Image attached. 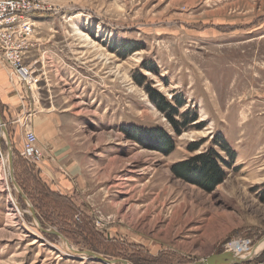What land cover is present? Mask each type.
Instances as JSON below:
<instances>
[{
	"label": "rangeland",
	"instance_id": "374dc122",
	"mask_svg": "<svg viewBox=\"0 0 264 264\" xmlns=\"http://www.w3.org/2000/svg\"><path fill=\"white\" fill-rule=\"evenodd\" d=\"M42 1L51 10L32 20L30 77H12L0 56V262L104 264L76 250L116 264H196L235 244L255 251L264 239V0ZM149 87L184 101L195 125L177 134ZM156 129L172 137L171 152L150 141ZM28 130L43 148L37 162L22 155ZM212 145L230 164L220 184L173 173ZM254 255L263 261L264 247Z\"/></svg>",
	"mask_w": 264,
	"mask_h": 264
},
{
	"label": "trees",
	"instance_id": "16d2710c",
	"mask_svg": "<svg viewBox=\"0 0 264 264\" xmlns=\"http://www.w3.org/2000/svg\"><path fill=\"white\" fill-rule=\"evenodd\" d=\"M144 76L139 79V84L144 83ZM148 93L150 100L154 105L165 115L167 120L171 123L177 134L182 132V127L195 125L198 120L197 113H191L189 110L181 112L180 109L185 105L184 101H176L174 104L170 102L162 93L158 90L149 87ZM179 117L182 118L178 119ZM152 137L150 141L156 146V149L162 150L166 153L171 152L175 143L172 137L161 129H156L154 131H146ZM136 134L132 135L134 139L141 142L143 141L142 130H137ZM203 143L196 142L189 146V150L195 152L199 150ZM220 148L222 151L226 152L234 158V151L226 143H221ZM223 164L230 165L228 161H225L223 157L219 154L216 147L213 145L208 148L207 151L198 153L188 160L177 163L173 166V173L183 180H189L206 189H211L214 185L220 184L225 178V172L222 168Z\"/></svg>",
	"mask_w": 264,
	"mask_h": 264
},
{
	"label": "built area",
	"instance_id": "2783aa9c",
	"mask_svg": "<svg viewBox=\"0 0 264 264\" xmlns=\"http://www.w3.org/2000/svg\"><path fill=\"white\" fill-rule=\"evenodd\" d=\"M50 10L42 0H0V56L6 62L10 75L20 81H26L31 73L30 67L24 64V58L30 45L29 35L33 31L32 20L35 15ZM22 155L36 162L43 157V148L33 130L26 131ZM243 264H264V260L251 258Z\"/></svg>",
	"mask_w": 264,
	"mask_h": 264
},
{
	"label": "water",
	"instance_id": "95a60500",
	"mask_svg": "<svg viewBox=\"0 0 264 264\" xmlns=\"http://www.w3.org/2000/svg\"><path fill=\"white\" fill-rule=\"evenodd\" d=\"M0 123H1L2 130L7 132L1 119H0ZM9 151H10V158H11V154H12L11 147H9ZM19 193L22 195L24 200L27 203H29L28 198L20 189H19ZM29 209H30L31 213L33 214V216H35V210L31 205H29ZM50 232H53L54 234L58 235L63 240V242H67L65 240V238L61 235V233H59L58 231L50 230ZM73 251L76 253L91 257L92 259H94L98 262L104 263V264H116V263L122 262L119 259H114V260L107 259L105 256L96 254V253L91 252V251H83V252L76 251V250H73ZM250 259H251L250 257L243 258L240 256H234L230 251H225V252H222L219 254H213V255L207 257L206 259L196 263V264H243V263H246L247 261H250ZM123 263L127 264V262H124V261H123Z\"/></svg>",
	"mask_w": 264,
	"mask_h": 264
},
{
	"label": "bare ground",
	"instance_id": "6f19581e",
	"mask_svg": "<svg viewBox=\"0 0 264 264\" xmlns=\"http://www.w3.org/2000/svg\"><path fill=\"white\" fill-rule=\"evenodd\" d=\"M2 133L6 135V132H5L4 130H2ZM5 160H8V162H7V164L9 165L8 168L11 169L10 156L8 157V159H5ZM3 163L6 164V162L1 161V164H3ZM2 167H3V166H2ZM10 169H8V170H10ZM11 170H12V169H11ZM11 170H10V179L12 178ZM17 210H18V211H21L19 208H18ZM35 223H37V221H36ZM37 224H38V223H37ZM37 227H38V226H37ZM64 245L66 246V248H70V249H71L70 245H69L67 242H64ZM71 246H72V245H71ZM263 247H264V239H263V241H261V242L257 245V247L254 248L255 251L248 249V248L245 247L244 245H243V246H239L238 244H235V245L233 246V248H232V251H233V252H231V253H232L234 256H240V257L246 258V257L252 256V255H254V254H256V253H259V251H260ZM247 249H248V250H247ZM64 250H65V249H64ZM246 251H247V252H246ZM254 256H256V255H254ZM254 256H252V257H254ZM84 258H86V257H84Z\"/></svg>",
	"mask_w": 264,
	"mask_h": 264
},
{
	"label": "crops",
	"instance_id": "0c3cea01",
	"mask_svg": "<svg viewBox=\"0 0 264 264\" xmlns=\"http://www.w3.org/2000/svg\"><path fill=\"white\" fill-rule=\"evenodd\" d=\"M7 82H6V77L4 76V74H3V71H1L0 70V94L1 93H6V91H7ZM21 242H19L18 244H20ZM37 243V241L35 240V241H33V242H30L29 244L30 245H34V244H36ZM6 247V246H5ZM4 247V248H5ZM17 256V255H16ZM17 259V258H16ZM18 260V259H17ZM36 262V261H35ZM16 264H19V261L17 262H15ZM0 264H2L1 262H0ZM4 264H7V263H4ZM9 264H11V263H9Z\"/></svg>",
	"mask_w": 264,
	"mask_h": 264
}]
</instances>
